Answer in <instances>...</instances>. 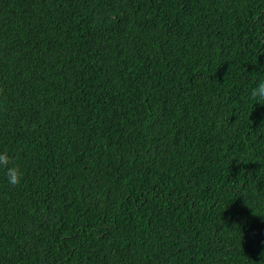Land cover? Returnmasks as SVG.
Wrapping results in <instances>:
<instances>
[{
    "label": "trees",
    "instance_id": "obj_1",
    "mask_svg": "<svg viewBox=\"0 0 264 264\" xmlns=\"http://www.w3.org/2000/svg\"><path fill=\"white\" fill-rule=\"evenodd\" d=\"M264 0H0V264H264Z\"/></svg>",
    "mask_w": 264,
    "mask_h": 264
},
{
    "label": "clouds",
    "instance_id": "obj_2",
    "mask_svg": "<svg viewBox=\"0 0 264 264\" xmlns=\"http://www.w3.org/2000/svg\"><path fill=\"white\" fill-rule=\"evenodd\" d=\"M2 91V89H0ZM251 98L257 102L264 103V80H260L252 89ZM18 157H14L7 150L0 152V169L5 170L8 183L16 186L23 179L24 173L17 163Z\"/></svg>",
    "mask_w": 264,
    "mask_h": 264
}]
</instances>
